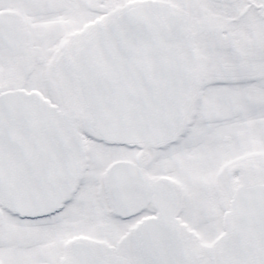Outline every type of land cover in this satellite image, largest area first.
Masks as SVG:
<instances>
[{
    "label": "snow or ice",
    "instance_id": "obj_1",
    "mask_svg": "<svg viewBox=\"0 0 264 264\" xmlns=\"http://www.w3.org/2000/svg\"><path fill=\"white\" fill-rule=\"evenodd\" d=\"M0 264H264V0H0Z\"/></svg>",
    "mask_w": 264,
    "mask_h": 264
}]
</instances>
